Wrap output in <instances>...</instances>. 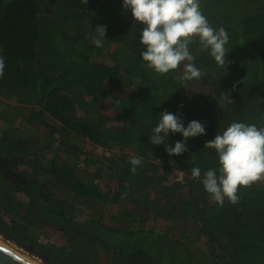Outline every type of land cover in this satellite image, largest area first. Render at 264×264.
Wrapping results in <instances>:
<instances>
[{
	"label": "trees",
	"instance_id": "trees-1",
	"mask_svg": "<svg viewBox=\"0 0 264 264\" xmlns=\"http://www.w3.org/2000/svg\"><path fill=\"white\" fill-rule=\"evenodd\" d=\"M200 8L228 34L226 65L194 43L204 75L182 81L183 66L165 75L144 66L142 25L123 0H0V159L23 180L0 175V231L42 264H264V181L223 206L202 184L219 168L206 142L233 122L264 127V0ZM164 111L206 134L169 156L181 133L150 142ZM132 156L142 158L135 174Z\"/></svg>",
	"mask_w": 264,
	"mask_h": 264
},
{
	"label": "clouds",
	"instance_id": "clouds-1",
	"mask_svg": "<svg viewBox=\"0 0 264 264\" xmlns=\"http://www.w3.org/2000/svg\"><path fill=\"white\" fill-rule=\"evenodd\" d=\"M123 8L131 11L136 24L142 25L139 42L145 50L141 57L144 66L157 75H165L183 66L178 79H200L204 73L196 67L190 48L197 42L201 50L209 51L218 65H226L228 34L223 28L215 29L209 24L201 11L200 0H123ZM95 30L97 36L93 43L102 47L106 26H98ZM4 67V59L0 56V77H3ZM159 117L152 130L151 144L165 143L170 132L181 133L184 138L173 147H165L169 156L187 151L188 138L206 134L200 121L192 120L185 127L180 117L171 112L164 111ZM205 148L215 150L219 168L207 170L202 184L211 200L219 205L223 206L225 200L238 203L241 187L248 188L264 181V127L233 122L222 134H216L214 139L206 142ZM141 163V157L132 156L130 171L135 174ZM192 177L201 180L199 167L192 169Z\"/></svg>",
	"mask_w": 264,
	"mask_h": 264
},
{
	"label": "rangeland",
	"instance_id": "rangeland-1",
	"mask_svg": "<svg viewBox=\"0 0 264 264\" xmlns=\"http://www.w3.org/2000/svg\"><path fill=\"white\" fill-rule=\"evenodd\" d=\"M82 147H83V150L85 151V153H87L88 155H90L92 157H98V156L102 155V151L100 149H98V148H96V147H94L88 143H85ZM178 176H180V175H178ZM102 179H103L102 176H100V179H98L97 177L95 178V180H97V181H100ZM1 186L5 187L4 184L1 185V183H0V188H2ZM43 237L48 238L50 240H54L55 242L58 241V243H61V241L58 240L59 237L57 235L53 237V234H51L49 232H44ZM174 239H177V238L174 237ZM0 243L5 245L9 249H12L14 252H16L17 254L27 258L30 261H32L36 264H42L41 259L37 258L36 256L28 254L25 250L17 247L13 242H9V241L3 239L2 237H0Z\"/></svg>",
	"mask_w": 264,
	"mask_h": 264
},
{
	"label": "water",
	"instance_id": "water-1",
	"mask_svg": "<svg viewBox=\"0 0 264 264\" xmlns=\"http://www.w3.org/2000/svg\"><path fill=\"white\" fill-rule=\"evenodd\" d=\"M0 237H2L3 239L9 242H13L17 247L25 250L28 254L36 256L37 258L41 259V256L34 253V251L30 247H25L17 243L12 237L5 235L2 231H0ZM0 249L6 250L2 248L1 246H0ZM0 264H30V263L16 256L10 251L6 250V251H0Z\"/></svg>",
	"mask_w": 264,
	"mask_h": 264
},
{
	"label": "flooded vegetation",
	"instance_id": "flooded-vegetation-1",
	"mask_svg": "<svg viewBox=\"0 0 264 264\" xmlns=\"http://www.w3.org/2000/svg\"><path fill=\"white\" fill-rule=\"evenodd\" d=\"M13 161L10 159H0V175L7 183H21L23 180L17 172L12 169Z\"/></svg>",
	"mask_w": 264,
	"mask_h": 264
},
{
	"label": "bare ground",
	"instance_id": "bare-ground-1",
	"mask_svg": "<svg viewBox=\"0 0 264 264\" xmlns=\"http://www.w3.org/2000/svg\"><path fill=\"white\" fill-rule=\"evenodd\" d=\"M0 246H1L2 248H4V249L10 251L11 253L15 254L16 256L20 257L21 259H23V260L29 262L30 264H36V263H34V262L28 260L27 258H25V257H23V256H21V255H19V254H17V253L14 252L12 249L7 248L5 245H3V244H1V243H0Z\"/></svg>",
	"mask_w": 264,
	"mask_h": 264
},
{
	"label": "snow or ice",
	"instance_id": "snow-or-ice-1",
	"mask_svg": "<svg viewBox=\"0 0 264 264\" xmlns=\"http://www.w3.org/2000/svg\"><path fill=\"white\" fill-rule=\"evenodd\" d=\"M0 251H6V250H2V249H0Z\"/></svg>",
	"mask_w": 264,
	"mask_h": 264
}]
</instances>
